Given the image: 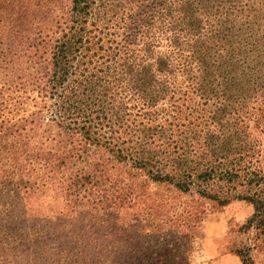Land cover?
<instances>
[{"label":"trees","instance_id":"trees-1","mask_svg":"<svg viewBox=\"0 0 264 264\" xmlns=\"http://www.w3.org/2000/svg\"><path fill=\"white\" fill-rule=\"evenodd\" d=\"M138 180L264 234V0H0V188L111 219Z\"/></svg>","mask_w":264,"mask_h":264},{"label":"rangeland","instance_id":"rangeland-1","mask_svg":"<svg viewBox=\"0 0 264 264\" xmlns=\"http://www.w3.org/2000/svg\"><path fill=\"white\" fill-rule=\"evenodd\" d=\"M133 187L131 209L72 220L29 216L20 190L0 188V264H242L237 249L264 264V234L246 228L247 202L220 207L168 185Z\"/></svg>","mask_w":264,"mask_h":264}]
</instances>
